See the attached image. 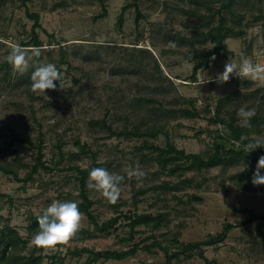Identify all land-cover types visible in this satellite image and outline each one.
<instances>
[{"label": "rangeland", "instance_id": "rangeland-1", "mask_svg": "<svg viewBox=\"0 0 264 264\" xmlns=\"http://www.w3.org/2000/svg\"><path fill=\"white\" fill-rule=\"evenodd\" d=\"M132 2L106 0L108 15L95 20L103 12L99 0H0V164L9 163L18 173V178L0 173V230H15L22 239L18 252L26 256L35 247L31 243L35 234L29 231L31 217L41 215L53 200H74L80 209L78 174L68 166L104 167L125 176L115 203L88 187L91 212L97 220L104 223L120 216L119 222L109 231L99 232L83 214L78 235L51 248L37 247L41 250L37 255L45 256L43 264H88L92 254L87 250L122 252L135 244H152V234L165 246L178 233L179 242L205 241L221 233L227 223L236 225L264 215V192L241 191L229 180L242 166L202 175L189 172L185 178L194 176L202 185H185L180 182L184 177L170 175L169 169L144 157L147 151L140 155L136 148L143 144L142 139L119 135L166 123L178 149L198 153L211 141L208 132L220 128L210 122L218 106L227 120L233 116L239 120L241 106L254 108L255 115L264 118V84L235 74L226 82L217 79L228 62H240L241 54L264 63V56L254 55L264 51V0H236L233 11L223 13L226 28L237 35L226 40L228 56L219 61L213 58L197 74V82L190 79L199 62L194 56L214 45L192 41L202 40L200 33L217 26L219 15L212 27H202L203 18L193 12L197 9L202 15L205 10L188 0H139L143 15L139 25L136 8H130L120 28L122 8ZM27 9L40 16L42 27L36 32L43 47L41 56L32 58L28 70L19 73L8 64L7 56L14 44L29 54L35 48L22 46L32 40L34 22ZM40 63L55 64L61 76L57 88L46 89L45 95L32 88L31 74ZM193 100L197 102L193 104ZM184 111L197 112L199 117ZM14 136L30 138L35 146L42 138L43 160L52 170L39 169L29 178L37 148ZM164 143V138L155 141L156 145ZM84 145L96 153L95 161L81 153ZM129 166L146 171L142 183L127 177ZM178 182L179 187H174ZM146 213L164 214L170 223L160 231L138 227L133 241L129 240L126 216ZM259 223L258 219L236 227L223 245L205 248V256L216 264H264V236L256 229ZM165 262V253L155 248L153 253L139 251L122 261L100 259L92 264ZM171 264L206 263L194 251Z\"/></svg>", "mask_w": 264, "mask_h": 264}, {"label": "trees", "instance_id": "trees-1", "mask_svg": "<svg viewBox=\"0 0 264 264\" xmlns=\"http://www.w3.org/2000/svg\"><path fill=\"white\" fill-rule=\"evenodd\" d=\"M26 1V0H24ZM103 6V12L95 18L102 19L108 15V10L105 8L106 0H99ZM199 9H204L206 14H200V10H194V14L200 15L204 22L202 27H212V20L215 18V15H219L218 25L210 29L209 33H200L202 35V40L192 41L193 44L206 45L208 42L214 45L212 50H204L199 54H196L194 57L197 64L194 67L193 75L190 77L191 81L197 82V74L200 71L206 70L212 59L214 61L221 60L222 57L228 56L229 51L227 48L226 40L228 38H233L237 35L236 32L231 31L226 28L225 18L223 16L224 12H231L234 9V4L236 0H188ZM139 0H133L132 3L127 4L122 8V11L118 17V24L121 28L125 23V13L130 8H136V25H139L140 20L143 18L142 13L139 9ZM220 5L218 9L213 8V5ZM28 17L33 20L34 24L32 26V40L29 43H23L22 46H34L43 47V43L39 39V34L36 30L41 28L40 16L37 13H30L27 9ZM264 20V19H263ZM198 34V33H197ZM233 34L234 36H230ZM63 50V48H62ZM10 64V63H8ZM59 85V82H56ZM54 90V89H51ZM197 102V100H193ZM207 113H210V107L207 105ZM185 114L191 117H199L197 112L184 111ZM210 122L213 124H219L220 128L215 131H209L208 137L211 141L207 143L205 148H203L198 153H187L185 150L178 149L175 144L172 143V135H170L169 129L166 123L160 125H153L144 130L138 128L134 130H125L124 132L119 133L126 138L137 139L143 141V144L136 148L140 152V155H144L142 151H147V154L144 157H147L149 160H155L157 166L163 170L169 169V174L177 176L179 178L184 177V180L180 182L185 185H195L200 187L202 182L194 180L193 177L185 178L186 173H193V175H202L206 172H210L213 169H221L227 172L232 167L242 166V170L238 173L232 174L229 176V180L233 183H236L238 188L242 191L262 193L264 192V185H254L252 183L253 175L257 168V161L260 156L264 155V146H259L256 149L247 153L245 146L255 139L264 138V118L261 115H254L251 120V126L248 128H243L240 126L239 120L236 117H231L230 120H227L221 115V107L218 106L215 110L214 117L210 118ZM100 123V122H98ZM111 133H114L110 126H107L106 122H101ZM115 134V133H114ZM165 139L164 144H155V141ZM14 139L19 142H25L29 144L32 148H37V157L35 160V165L33 166L28 177L32 178L33 175L38 173L39 169L45 171H51L52 168L47 166L44 162L43 154V141L38 146H35L30 138L20 139L14 136ZM60 150L62 146H59ZM81 153H88L91 158L95 161L96 153H94L87 145L80 146ZM62 151V150H61ZM76 156V155H75ZM73 156V157H75ZM78 157V156H76ZM6 163V162H4ZM0 164V173L3 175H13L15 178H18L17 170L12 168L9 163ZM70 171H75L78 174L79 181V197L82 199L80 205V210L83 214L88 216L90 223L94 226L99 232H107L113 226H115L119 220L120 216L111 219L110 221L100 223L97 218L92 214L91 208L93 206V201L90 198L88 190V180H89V171L91 169H83L79 166H68ZM264 172V169L261 170ZM26 182V180H25ZM180 182L174 184V187H179ZM167 186L170 184L166 183ZM164 214L153 216L149 213L146 214H133V216L127 217L126 220H130L128 227L130 228L129 240L134 239V233L136 228L143 227L149 228L153 231H160L163 228H166L170 221L163 217ZM38 218V217H37ZM31 217V225L29 226V231L31 234H35L39 231L38 219ZM260 220L261 223L257 225V232L260 236H264V215H260L255 218H250L243 222H240L236 225L227 223L223 231L217 235H210L205 241L193 242V243H183L179 242V235L174 234L173 240L169 242L168 246L162 244L158 241L155 234L149 236L152 239V244H145L140 246L135 244L131 249L126 251H100L93 252V250H87L92 254V257L89 259L88 264L99 261L100 259H105V261H122L130 257H134L139 251H146L153 253V250L157 248L158 250L165 253L166 262L165 264H171L174 260H179L182 255H190V253L196 251L200 259H202L206 264H216V262H211L205 256V248L208 247H219L223 245L227 240L229 233L236 227H240L245 224H251L255 220ZM78 233V232H77ZM80 235L82 232L79 233ZM78 235V234H75ZM83 235V234H82ZM84 238V237H81ZM22 241L18 233L12 228H4L0 230V264H43V259L45 256L37 255L38 251H41L38 246H35L28 255L24 256L18 252V244ZM24 245L27 244V241L22 242ZM21 244V243H20ZM60 245V244H58ZM172 247L175 250H171ZM24 248V247H23ZM26 249V248H25ZM178 249V250H176ZM189 253V254H188Z\"/></svg>", "mask_w": 264, "mask_h": 264}, {"label": "clouds", "instance_id": "clouds-1", "mask_svg": "<svg viewBox=\"0 0 264 264\" xmlns=\"http://www.w3.org/2000/svg\"><path fill=\"white\" fill-rule=\"evenodd\" d=\"M255 56H264V51H257ZM41 56V49L35 47L31 53L27 52L20 45L14 44L7 56V61L16 72L24 73L30 66V60ZM235 74L240 78L249 79L260 84H264V63H259L253 59L241 54L239 63H227L224 71L219 73L217 79L220 82L229 80L230 75ZM206 76V73H205ZM61 76L57 66L53 63H40L31 74L32 88L39 90L45 95L46 89H56L57 81ZM205 81V78L203 82ZM256 114L254 108L241 106L238 109L240 126L248 128L251 126L252 117ZM264 146V138L255 139L245 146L247 153ZM264 155L257 161V168L253 175L252 183L254 185H264ZM129 178H135L138 183L143 182L147 173L139 166L125 169ZM125 176L110 172L104 167H93L89 171L88 187L100 192L109 202L115 203L121 195V182ZM83 213L74 200L60 201L53 200L38 216L39 231L31 239L34 246L51 248L62 242L71 239L80 229Z\"/></svg>", "mask_w": 264, "mask_h": 264}]
</instances>
